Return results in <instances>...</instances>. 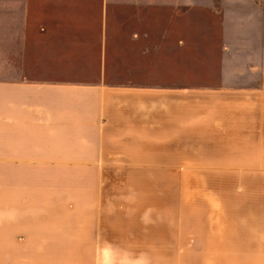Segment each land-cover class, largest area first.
Instances as JSON below:
<instances>
[{"label": "crops", "instance_id": "1", "mask_svg": "<svg viewBox=\"0 0 264 264\" xmlns=\"http://www.w3.org/2000/svg\"><path fill=\"white\" fill-rule=\"evenodd\" d=\"M187 3L0 0L1 210L44 213L0 219V264H172L179 222L103 181L264 147V12ZM188 19L217 54L193 81Z\"/></svg>", "mask_w": 264, "mask_h": 264}, {"label": "rangeland", "instance_id": "2", "mask_svg": "<svg viewBox=\"0 0 264 264\" xmlns=\"http://www.w3.org/2000/svg\"><path fill=\"white\" fill-rule=\"evenodd\" d=\"M237 10L264 12V0H188L187 3L188 13L204 17L213 12ZM213 22L201 21L202 29L197 32L196 40L194 21L188 19V81L194 80L198 70L209 71L210 68L199 65L217 55L210 50L208 28ZM235 152L237 155L229 158L231 163L156 165L155 178L151 180H104L103 198L108 207L153 206L156 221H178L181 256L171 261L172 264H264V147ZM214 159L226 160L225 157ZM3 199L0 191V203ZM1 208L0 205V219L15 218L18 214L38 218L44 214Z\"/></svg>", "mask_w": 264, "mask_h": 264}]
</instances>
